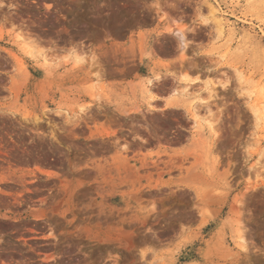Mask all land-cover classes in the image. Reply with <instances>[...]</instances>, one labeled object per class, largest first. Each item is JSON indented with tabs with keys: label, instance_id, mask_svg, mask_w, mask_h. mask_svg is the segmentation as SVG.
Instances as JSON below:
<instances>
[{
	"label": "rangeland",
	"instance_id": "1",
	"mask_svg": "<svg viewBox=\"0 0 264 264\" xmlns=\"http://www.w3.org/2000/svg\"><path fill=\"white\" fill-rule=\"evenodd\" d=\"M203 70L216 153L153 192L131 138ZM263 78L264 0H0V264H264Z\"/></svg>",
	"mask_w": 264,
	"mask_h": 264
},
{
	"label": "crops",
	"instance_id": "2",
	"mask_svg": "<svg viewBox=\"0 0 264 264\" xmlns=\"http://www.w3.org/2000/svg\"><path fill=\"white\" fill-rule=\"evenodd\" d=\"M207 75L208 72L203 70V78L198 79L196 76L189 82L182 83L179 81L177 92L166 95L162 91L154 93L156 97L149 103L151 106L156 107L157 110L150 111L146 109V112L152 114L183 113L187 117V123L176 125L169 131L158 130L155 125L148 123L145 128L151 133V136L142 139L131 138L133 151L128 156L130 164L135 165L136 169H141L142 166L140 165L144 161L152 163L147 170L140 172L143 179H146L145 183H143L145 185L150 184L153 192H157L165 185L183 187L187 179L193 181L199 178L202 167L198 165L201 162V157L198 153H201L200 149L204 144L209 145L208 155L211 156V154L215 155L216 153L215 145L218 143L216 135L219 127L217 113L211 107L212 105H204V101L202 105L194 104L189 106L188 104L195 97L194 94H198L199 90L203 89L207 82ZM193 113H195L197 119L192 116ZM180 141L183 143L181 148L177 150L175 145ZM144 146L154 147V153H157L156 156H150L149 148L138 150ZM163 147H166L167 153H163ZM179 151L188 157V165H180L185 160L178 158L177 153ZM202 156H204V153ZM212 160H214L213 157H210L208 160L210 162L206 160L205 164L210 166ZM218 166V164L215 165L216 168ZM92 169L100 171V164L96 163ZM110 169L111 166H108V178H110Z\"/></svg>",
	"mask_w": 264,
	"mask_h": 264
},
{
	"label": "bare ground",
	"instance_id": "3",
	"mask_svg": "<svg viewBox=\"0 0 264 264\" xmlns=\"http://www.w3.org/2000/svg\"><path fill=\"white\" fill-rule=\"evenodd\" d=\"M231 13V16H234L235 14H234V12L233 11H230ZM228 13V12H227ZM177 35H178V37H179V39H180V42H181V46L183 47V49H185L186 48V46H187V42H186V35L183 33V32H178L177 33ZM23 48H26V47H23ZM24 51H25V53H29L26 49H23ZM29 55H31L30 53H29ZM14 59L16 60L17 58L16 57H14ZM264 79V78H263ZM186 94H187V92H186ZM262 98V97H261ZM203 101V100H202ZM261 102V101H260ZM262 104L264 105V97H263V100H262ZM261 104V105H262ZM264 107V106H263ZM263 110H264V108H262ZM262 110V112L260 111V110H257V108H256V111H255V113H256V116H257V120L258 121H260V120H263L264 121V111Z\"/></svg>",
	"mask_w": 264,
	"mask_h": 264
}]
</instances>
